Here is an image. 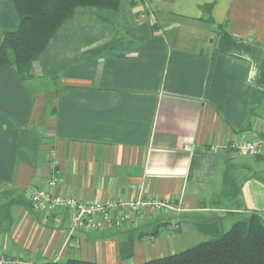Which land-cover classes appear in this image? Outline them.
I'll use <instances>...</instances> for the list:
<instances>
[{"label": "crops", "instance_id": "crops-1", "mask_svg": "<svg viewBox=\"0 0 264 264\" xmlns=\"http://www.w3.org/2000/svg\"><path fill=\"white\" fill-rule=\"evenodd\" d=\"M18 24L13 0H0V46ZM263 135L264 0L79 7L25 79L0 65V255L138 264L264 215V153L209 149ZM52 149L54 192L160 197L184 210L69 235L65 207L43 213L30 203L48 187Z\"/></svg>", "mask_w": 264, "mask_h": 264}, {"label": "trees", "instance_id": "trees-1", "mask_svg": "<svg viewBox=\"0 0 264 264\" xmlns=\"http://www.w3.org/2000/svg\"><path fill=\"white\" fill-rule=\"evenodd\" d=\"M16 29L7 30L0 46V65H13L25 79L59 27L79 7L118 9L121 0H13ZM206 9L208 6L205 7ZM41 264H100L80 259ZM138 264H264V215L252 212L232 226L182 251Z\"/></svg>", "mask_w": 264, "mask_h": 264}, {"label": "built area", "instance_id": "built-area-1", "mask_svg": "<svg viewBox=\"0 0 264 264\" xmlns=\"http://www.w3.org/2000/svg\"><path fill=\"white\" fill-rule=\"evenodd\" d=\"M211 152L234 150L240 154L262 155L264 153V135L260 140H237L222 145H211ZM185 151L191 152L192 145H186ZM47 168L50 177L45 188H35L30 193V203L34 210L47 213L63 206L68 211V230L72 235L77 229L102 230L104 228L136 227L140 222H146L160 215L181 212L184 206L174 199L148 197L116 201H83L63 192H54L59 188V159L52 149ZM168 230L179 229L178 223L170 222ZM0 264H41L33 259L10 255H0Z\"/></svg>", "mask_w": 264, "mask_h": 264}]
</instances>
